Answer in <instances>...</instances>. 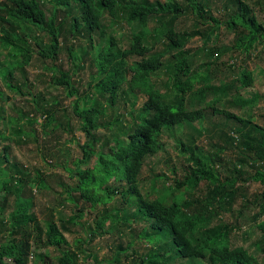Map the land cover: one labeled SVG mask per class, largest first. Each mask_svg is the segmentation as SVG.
Segmentation results:
<instances>
[{
  "label": "trees",
  "instance_id": "obj_1",
  "mask_svg": "<svg viewBox=\"0 0 264 264\" xmlns=\"http://www.w3.org/2000/svg\"><path fill=\"white\" fill-rule=\"evenodd\" d=\"M46 1L54 3L49 17L46 15ZM211 5L212 2L208 0H5L0 3V50H13L21 59L19 71L23 84L11 85V88H16L20 94L23 93L22 87L32 88L28 87L26 67L35 56L40 61L49 62L52 73L57 72L50 83L62 89L67 98H75L72 113L82 123L85 142L79 145L82 159L73 163L75 173L69 169L78 180L74 186L66 188L67 200L74 203L76 200L71 194L77 192L92 208L99 204L106 206L94 217V228L80 224L88 237L74 239V248L70 247L54 221L48 223L44 237H33L34 232L29 233L28 227L33 224L35 232L38 229L34 224L36 219L29 215L32 203L20 194V190L19 195L15 194L14 210L8 217L5 216L8 200L4 202L3 198L11 195L9 186L12 179L6 177L1 166L0 234L4 241L0 244V264H28L32 257V243L41 244L55 253L54 258L47 254L39 256L36 264H78L75 256L80 252H88L82 247L89 244L93 237L105 234L99 230L103 228L107 217L113 218L110 210L117 213L132 211V215L125 218L114 217L117 223L124 219L146 224L138 237L149 245L152 254L142 258L140 264H258L243 248L230 249L220 244L224 236L234 231V226L213 227L212 223L231 194L227 188L235 185L241 177L234 174L231 179H222L214 175L209 159L206 161L191 151L196 148V136L192 135L186 141L176 139L178 149L191 164L187 165L182 179L178 177L176 167L171 168L174 176L172 181L169 180L174 193L168 197L151 199L140 188L143 167L164 150L163 133H172L177 126L198 122L203 117L202 110H189L188 98L210 90L197 87L198 84L203 85L208 74L191 71L189 54L183 50L185 42L175 29L178 17L191 15L197 20L198 27L203 25V30L197 28L189 37H202L205 44L219 26L225 25L236 34L231 49L246 57H250L256 46L264 40V24L257 10L251 8L246 0H224L220 7L224 12H221L222 20L213 15ZM105 20L116 24L118 21L135 23L141 30L133 36L129 49L121 50L112 37L98 47L92 60L96 79L94 81L92 78L88 90L80 92V81L75 74L83 70L82 66L76 65V72L70 73L53 67V64L63 49L62 41L82 37L83 30L90 38L93 32L102 28L104 30ZM149 21L156 23L151 32L148 31ZM32 29L45 35L49 39L48 45L41 43L38 38L30 40ZM159 37L163 39L165 49L153 52L154 46L149 45V40ZM67 51L73 62L72 48H67ZM217 52H211L209 57L216 56ZM168 55L170 59L166 61ZM132 59L138 61L130 63ZM211 64L213 61L209 62L207 69L211 68ZM15 68H18L17 64H10L7 72V68L0 67L8 83L13 79ZM162 76H166L167 82L161 92L150 81L156 82ZM239 79L244 87L252 85L251 72H243ZM229 86L225 85L220 90L226 92ZM28 95L32 96L33 102H37L39 97L30 90ZM84 97L86 102L94 98L105 101L82 108ZM116 106L130 108L127 113L129 120L122 124L121 133L109 146L100 142L97 132L111 128V122H105L104 118L109 115V109ZM45 107L40 111L44 131L46 120L53 121V107ZM38 111L36 109V113ZM225 114L242 122L236 115ZM32 121L36 122L34 116ZM194 131L198 133L196 128ZM238 135V139L228 136L229 143L237 150L236 163L241 167L250 162L253 165L264 163V136L257 138L252 130L248 133L241 131ZM7 151L8 147H5V162L8 161ZM92 156L97 158L93 169L81 170L80 165ZM39 179L42 181L41 177ZM247 181L259 183L262 187V192L248 205L264 208V171L255 170ZM204 188L206 192L195 197V193ZM115 199L121 201L122 208L110 209L107 206ZM75 213L74 220L67 225H79L78 220L82 219L83 214L80 210ZM260 219L254 218L259 231L264 233V220L259 222ZM89 255L88 252L85 260L89 258L91 262L87 264L102 263L91 259ZM7 260L11 263H7ZM106 262L113 263L110 259H106Z\"/></svg>",
  "mask_w": 264,
  "mask_h": 264
},
{
  "label": "rangeland",
  "instance_id": "obj_2",
  "mask_svg": "<svg viewBox=\"0 0 264 264\" xmlns=\"http://www.w3.org/2000/svg\"><path fill=\"white\" fill-rule=\"evenodd\" d=\"M4 1L0 0V3ZM208 1L213 4L211 5L213 15L221 19L223 11L220 7L224 0ZM246 1L251 8L257 10L260 21L264 24V0ZM45 7L46 15L49 17L54 3L46 1ZM224 18H226L225 15ZM155 26L156 23L149 21L148 31H153ZM103 27V31L102 28L100 31L93 32L90 38L83 30L82 37L62 41L63 49L53 64V67L70 73L76 72L74 69L76 65L82 66L83 70L75 74L80 81L78 83L80 92L88 90L92 78L94 81L96 79L92 60L98 47L103 46L104 42L112 37L121 50L129 49L133 36L141 30L138 24H129L124 21H118L116 24L105 20ZM197 28L203 30L204 26L198 27L197 20L187 14L179 16L175 24L176 32L185 42L183 50L189 54L191 71L208 74L206 81L202 82L203 85L198 84L197 87H207L210 90L203 91L202 95L190 96L187 101V108L202 110L203 117L194 124L177 126L172 133H163L164 150L143 167L140 188L145 195H150L151 199L168 197L174 193L171 182L174 175L171 168L176 167L178 177L182 179L187 165L191 164L187 161V156L178 149L176 139L185 140L190 139L192 135L196 136V148L191 151L206 161L209 159L214 175L222 179H231L234 174L241 177L235 185H229L227 188V192L231 194L220 207L218 218L212 223L213 227L234 226V231L224 236L220 244L230 249L243 248L258 264H264V233L259 231L257 221L254 220L256 217L261 218L259 222L264 220V208L248 205L254 201L256 195L262 192V187L259 183L247 181L248 176L255 170L264 171V163L253 165L250 162L244 167L239 166L236 163L237 150L235 151L231 146L228 137L238 139V133L241 131L248 133L250 130L257 138L264 136V40L256 46L250 57H246L241 52L231 49L236 34L225 25L219 26L206 44L202 37H189ZM31 33L30 40L38 38L41 43L48 45L49 39L45 35L38 34L34 29ZM162 40L160 37L157 40H149V45L154 46L153 52L165 49ZM69 47L72 48L73 62L69 59L70 53L67 51ZM215 51H218L217 55L209 57L211 52ZM169 59L170 55L166 57V61ZM132 61H138V59H132L130 63ZM211 61H213L212 66L207 69L206 66ZM20 62V57L16 56L13 50H0L1 69L7 68L8 72L10 64H17L18 67L13 72L11 83L10 81L8 83L4 73L0 72V108L2 109L0 167L2 166L1 170L6 177L12 179L9 186L11 195H5L3 198L4 202L8 200L5 216L8 217L14 210V201L20 190V194L30 199L32 203L29 215L36 219L34 224L38 229L35 232L31 224L28 232H34L33 237L35 235L44 237L48 223L54 221L61 228L62 234L72 248L74 239L88 237V233L81 225L94 228V217L106 206L99 204L92 208L89 202L79 197L77 192L71 194L76 200L74 203L67 200L66 188L74 186L78 180L71 175L69 169L75 173L73 163L82 159L83 153L79 145L85 142L81 131L82 123L72 113V103L75 98H67L62 89L50 83L57 72L52 73L51 64L40 61L35 56L26 67L28 87L32 88L22 87L23 93L20 94L16 88H11V85L23 84L19 71ZM246 71L252 73L253 82L252 85L244 87L239 78ZM166 82V76L160 77L156 82L150 81L161 92L165 89ZM225 85L231 86L226 92L221 91L220 88ZM28 90L39 97L36 103L33 102L32 96L28 95ZM85 100L86 97L82 99V108L105 101V99L97 100V98L88 102ZM45 106L53 107V121L46 120L47 127L44 131L40 111L46 108ZM36 109H39L37 113ZM129 110L128 106L127 108L116 106L109 109V115L104 118V121L111 122V128L98 130L97 136L100 142L111 146L110 144L116 141L122 131V124L129 120L127 116ZM225 113L236 115L242 119V122L228 117ZM33 116L36 122L32 121ZM194 128L198 130V133L194 131ZM5 147H8L7 162L3 158ZM87 160L80 165L81 170L93 169L96 165V156ZM203 191L206 192L205 188L195 193V197L201 196ZM75 204H77L76 207ZM107 206L110 209L122 208L121 201L118 202V199ZM77 210L83 214L82 219L78 220L79 225H67L74 220ZM110 214L113 218H125L132 215V211L117 213L110 210ZM107 218L103 228L99 230L105 234L102 237H93L89 244L82 247L88 250L91 259L102 261L98 264H109L106 259L112 260V264H140L142 258L152 254L149 245L143 238L138 237V233L146 226L144 222L132 220L127 222L123 219L117 223L113 218ZM2 241L4 237L0 234V244ZM31 252L32 257L28 264H36L38 257L45 254L55 257L52 249H45L41 244L32 243ZM87 253L80 252L75 256L78 264L91 262L89 258L85 260ZM7 263H11L10 260H7Z\"/></svg>",
  "mask_w": 264,
  "mask_h": 264
}]
</instances>
